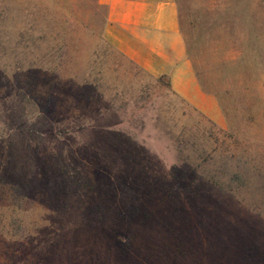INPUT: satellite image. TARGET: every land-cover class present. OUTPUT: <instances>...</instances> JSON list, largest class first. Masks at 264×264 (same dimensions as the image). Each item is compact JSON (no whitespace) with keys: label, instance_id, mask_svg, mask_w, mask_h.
<instances>
[{"label":"rangeland","instance_id":"obj_1","mask_svg":"<svg viewBox=\"0 0 264 264\" xmlns=\"http://www.w3.org/2000/svg\"><path fill=\"white\" fill-rule=\"evenodd\" d=\"M175 1L213 109L97 0H0V264H264V0Z\"/></svg>","mask_w":264,"mask_h":264},{"label":"crops","instance_id":"obj_2","mask_svg":"<svg viewBox=\"0 0 264 264\" xmlns=\"http://www.w3.org/2000/svg\"><path fill=\"white\" fill-rule=\"evenodd\" d=\"M97 1L106 10L102 35L110 46L150 75H168L172 90L190 103L201 108L207 101L213 109L188 59L175 0Z\"/></svg>","mask_w":264,"mask_h":264},{"label":"trees","instance_id":"obj_3","mask_svg":"<svg viewBox=\"0 0 264 264\" xmlns=\"http://www.w3.org/2000/svg\"><path fill=\"white\" fill-rule=\"evenodd\" d=\"M120 55H122V57H124L127 61H129L130 63H132L133 65H135L136 67H138L135 63H133L131 60H129L126 56H124L122 53L118 52ZM140 68V67H139ZM149 74V73H148ZM149 76L158 84L161 85V87L165 90L167 95H164V97L168 98H176L178 95L172 90L171 88V83H170V78L168 75H161L159 77H154L152 75L149 74ZM171 102V101H170ZM169 102V103H170ZM50 109H53V101L52 98L50 99ZM129 140L132 139V136H130L128 138Z\"/></svg>","mask_w":264,"mask_h":264}]
</instances>
